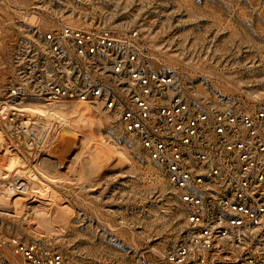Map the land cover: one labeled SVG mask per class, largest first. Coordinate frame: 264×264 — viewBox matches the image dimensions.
Masks as SVG:
<instances>
[{
  "label": "rangeland",
  "instance_id": "obj_1",
  "mask_svg": "<svg viewBox=\"0 0 264 264\" xmlns=\"http://www.w3.org/2000/svg\"><path fill=\"white\" fill-rule=\"evenodd\" d=\"M64 27L137 31L150 69L173 79L191 111L252 112L264 109V0H0V178L29 183L11 195L4 191L12 180L0 185V236L80 264L153 259L180 237L185 220L136 140L85 103L10 96L19 45ZM37 110L79 120L64 128L79 143L61 166V142L26 145L16 135Z\"/></svg>",
  "mask_w": 264,
  "mask_h": 264
},
{
  "label": "built area",
  "instance_id": "obj_2",
  "mask_svg": "<svg viewBox=\"0 0 264 264\" xmlns=\"http://www.w3.org/2000/svg\"><path fill=\"white\" fill-rule=\"evenodd\" d=\"M15 54L10 96L98 108L173 192L185 220L180 237L136 264H264V109L191 111L173 79L150 69L137 31L64 27ZM0 264L80 263L0 236Z\"/></svg>",
  "mask_w": 264,
  "mask_h": 264
},
{
  "label": "bare ground",
  "instance_id": "obj_3",
  "mask_svg": "<svg viewBox=\"0 0 264 264\" xmlns=\"http://www.w3.org/2000/svg\"><path fill=\"white\" fill-rule=\"evenodd\" d=\"M13 112L18 114L19 117L21 118L23 117L22 119H25L26 117L30 115V114L28 115L27 112H24L21 110L20 111L13 110ZM36 113H39L40 117H37L34 123H31V120H21L19 124L20 126L19 131L21 132H18V133L16 132V135L18 134L17 136L20 137V139H22L26 143V145L29 143L37 144L39 141L38 138H41V137L45 138L44 143H49L50 141H53L52 140L53 138L61 142L62 151L59 154L58 160L56 159L58 165L61 166L63 163L64 157L72 155L79 143V136L76 133H72L70 131L65 130L64 128L65 127L75 128L76 124L79 123V120L71 122V120H69L67 117L62 115V113L57 114L52 111L45 113L42 110H37ZM32 114L34 113L32 112ZM82 122H84L85 125H87L85 121H82ZM10 181L5 176L3 178H0V185L7 184L8 186L10 184ZM12 182L13 184L12 183L11 184L13 185V188L6 189L4 191V193L7 195H11V193L14 192L15 185H20L19 187L23 188L22 191H26L27 186L29 184L27 183V181L23 180L19 176L14 178Z\"/></svg>",
  "mask_w": 264,
  "mask_h": 264
}]
</instances>
